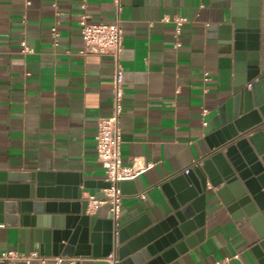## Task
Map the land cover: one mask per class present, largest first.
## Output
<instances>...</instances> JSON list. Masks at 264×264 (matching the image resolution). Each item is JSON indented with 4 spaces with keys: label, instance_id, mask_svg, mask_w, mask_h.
Listing matches in <instances>:
<instances>
[{
    "label": "crops",
    "instance_id": "obj_1",
    "mask_svg": "<svg viewBox=\"0 0 264 264\" xmlns=\"http://www.w3.org/2000/svg\"><path fill=\"white\" fill-rule=\"evenodd\" d=\"M122 3L121 155L124 164L148 166L126 187L119 221L145 216L155 224L176 212L163 183L209 157L207 124L223 105L228 120L233 118L239 70L227 26L234 25L233 17L249 20L252 2ZM84 14L93 22H113V0H0V250L31 252L38 245V224L63 215L62 205L72 210L80 190L83 201L107 182L96 135L99 119L113 113L117 64L109 54L79 53ZM177 17L187 19L179 33ZM22 41L33 51L23 53ZM39 173L45 175L42 194L37 193ZM209 186L202 233L196 235L201 228L194 231L187 251L163 264H260L253 248L264 224H255L237 204L224 203L216 193L221 186ZM86 213L112 219L108 204L95 211L88 206ZM63 260L113 264L92 254Z\"/></svg>",
    "mask_w": 264,
    "mask_h": 264
},
{
    "label": "water",
    "instance_id": "obj_2",
    "mask_svg": "<svg viewBox=\"0 0 264 264\" xmlns=\"http://www.w3.org/2000/svg\"><path fill=\"white\" fill-rule=\"evenodd\" d=\"M251 2L249 20L233 17L234 25L227 26V39H234L239 70L235 89L240 92L235 97L233 118L228 120L227 108L223 105L207 124L209 157L201 166L173 176L162 185L176 212L155 224L145 216L121 223L116 236L113 219L102 220L86 213L89 200H80V190L74 196L78 200L72 203V210L69 204L62 205L65 206L63 215H55L43 225H37L41 229L36 231L41 254L57 257L112 254L117 264H163L177 253L187 251L194 231L201 228L196 235L202 233L209 184L211 188L221 186L216 193L224 203L237 204L255 224H264V50L261 51L264 49V41L261 42L264 4L261 12V0ZM245 58L249 61L245 62ZM37 178V193L42 194L41 181L45 175L39 173ZM131 182L120 183L123 193ZM75 183L80 184V180L75 179ZM109 186L107 181L101 189ZM95 195L104 197L102 190ZM23 205L30 206V202ZM28 221V216H24V223ZM259 234L260 240L253 250L260 264H264V227ZM60 264L70 262L63 260Z\"/></svg>",
    "mask_w": 264,
    "mask_h": 264
},
{
    "label": "built area",
    "instance_id": "obj_3",
    "mask_svg": "<svg viewBox=\"0 0 264 264\" xmlns=\"http://www.w3.org/2000/svg\"><path fill=\"white\" fill-rule=\"evenodd\" d=\"M29 4V2H27ZM114 16L113 22H93L89 15L81 16L79 24L84 40V47L80 50V54H109L116 64L117 70L114 77L113 93L114 106L113 113L110 116L101 117L98 122V132L96 135V150L97 158L105 170L106 180L110 182V186L103 188L104 197H96L95 194L90 195L89 209L95 211L97 207L108 204L114 221V233L119 235V227L121 225L120 214L122 207V200L124 193L120 183L125 180H132L141 174L146 168L147 164L140 162H133L130 165L124 164L121 155L122 133L120 127V116L123 111V99L125 95V78L122 70L119 68V61L123 52V28L121 20V12L123 10L122 0H113ZM164 20H170L165 17ZM187 21L184 17L175 18L177 24V32L181 31L182 25ZM23 22H26L24 17ZM54 44H58L59 30L57 25L51 28ZM22 52L30 53L33 51L25 41H22ZM181 43L178 42L177 46ZM208 73H206V77ZM207 109L203 113H207ZM199 166V162H194L190 167L185 169V173ZM144 197V195H143ZM113 260V264L117 262L113 259V255L106 257ZM65 257H57L52 255L41 254L39 245L29 253H23L15 249L0 250V263H15L24 262L31 264L33 261H40L47 263L49 261L59 264ZM70 262L73 258H69Z\"/></svg>",
    "mask_w": 264,
    "mask_h": 264
}]
</instances>
